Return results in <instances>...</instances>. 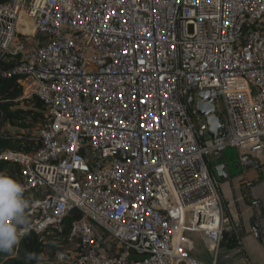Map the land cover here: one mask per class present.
<instances>
[{
    "label": "built area",
    "instance_id": "built-area-1",
    "mask_svg": "<svg viewBox=\"0 0 264 264\" xmlns=\"http://www.w3.org/2000/svg\"><path fill=\"white\" fill-rule=\"evenodd\" d=\"M0 76L47 114L37 148L0 154L43 248L65 241L73 264H218L230 217L209 158L262 154L264 0L0 1ZM200 91L223 119L216 139L198 126ZM187 229L209 260L184 252Z\"/></svg>",
    "mask_w": 264,
    "mask_h": 264
},
{
    "label": "crops",
    "instance_id": "crops-1",
    "mask_svg": "<svg viewBox=\"0 0 264 264\" xmlns=\"http://www.w3.org/2000/svg\"><path fill=\"white\" fill-rule=\"evenodd\" d=\"M248 161L247 166L239 160L228 161L221 152L209 158L211 174L230 217L218 264H264V148L261 155L251 150ZM36 195L37 192L32 197ZM59 250L67 254L68 261L45 260L44 264H73L75 249L66 245ZM108 250L113 251V247ZM183 250L188 255L210 259L202 237L191 229L184 233Z\"/></svg>",
    "mask_w": 264,
    "mask_h": 264
},
{
    "label": "trees",
    "instance_id": "trees-1",
    "mask_svg": "<svg viewBox=\"0 0 264 264\" xmlns=\"http://www.w3.org/2000/svg\"><path fill=\"white\" fill-rule=\"evenodd\" d=\"M0 1L6 2L8 0ZM4 67L7 68L8 66L5 65ZM22 93V89L17 86L15 78L0 76V108L3 110V115H0V128L2 129L0 154L6 150L30 152L39 146V143L32 139V136L33 132L42 126L47 114L44 106L38 100H19ZM10 166H17L19 170L17 164L0 160V171H5ZM7 174L13 176L10 173ZM77 217L74 214L73 217L67 219L65 234H68L71 222ZM45 250L39 236L33 232H28L12 254L0 253V257L6 258L4 264H37L35 260H26V254L36 253L38 256H43ZM115 251L110 250V253ZM74 257L75 255H73V259Z\"/></svg>",
    "mask_w": 264,
    "mask_h": 264
},
{
    "label": "clouds",
    "instance_id": "clouds-1",
    "mask_svg": "<svg viewBox=\"0 0 264 264\" xmlns=\"http://www.w3.org/2000/svg\"><path fill=\"white\" fill-rule=\"evenodd\" d=\"M25 192L19 180L0 171V253L12 254L30 230V202ZM26 260L44 264L43 257L36 253H27Z\"/></svg>",
    "mask_w": 264,
    "mask_h": 264
},
{
    "label": "water",
    "instance_id": "water-1",
    "mask_svg": "<svg viewBox=\"0 0 264 264\" xmlns=\"http://www.w3.org/2000/svg\"><path fill=\"white\" fill-rule=\"evenodd\" d=\"M198 98L199 99L196 102V111L200 115V118L197 120L198 126L200 128L207 129V138L216 139L219 136L220 128L224 127V123L222 121L223 119L216 113V105L209 91H200L198 93ZM203 118H205V120ZM221 153L228 161L239 160L241 162L238 150L236 148H227ZM248 163L249 161L247 160L243 164L247 166Z\"/></svg>",
    "mask_w": 264,
    "mask_h": 264
},
{
    "label": "rangeland",
    "instance_id": "rangeland-1",
    "mask_svg": "<svg viewBox=\"0 0 264 264\" xmlns=\"http://www.w3.org/2000/svg\"><path fill=\"white\" fill-rule=\"evenodd\" d=\"M217 108H218V112L221 113L222 109H223V105H222L221 101L218 103ZM4 172L10 173L14 177H16L19 173V170H18L17 166H10V167L6 168ZM104 243L108 249L113 247V251L117 250L118 246H115L116 243L114 242L113 239L107 238ZM60 246H62L64 248L66 246L65 242L64 241L63 242H56L52 239L47 240L46 250L44 251V254L42 256L43 261L47 260L50 263H53L55 261H58L60 263H65L66 261H68L69 258L67 256V254L64 251L59 250ZM5 260H6L5 257H0V264H4Z\"/></svg>",
    "mask_w": 264,
    "mask_h": 264
}]
</instances>
